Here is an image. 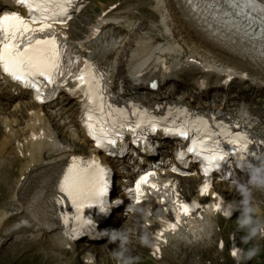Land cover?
Instances as JSON below:
<instances>
[{"label":"snow or ice","instance_id":"1","mask_svg":"<svg viewBox=\"0 0 264 264\" xmlns=\"http://www.w3.org/2000/svg\"><path fill=\"white\" fill-rule=\"evenodd\" d=\"M14 2L26 7L28 16L16 11L0 15V70L24 88L33 90L34 98L41 102L51 99L61 85L75 81V87L69 88V92L82 95L81 119L97 148L123 156L128 148L125 138L130 135L132 144L144 152H153L156 149L150 136L159 133L187 141L178 148L176 160L187 168L190 155L200 162V170L205 176L219 170L221 162L229 161L233 156L246 166L252 164L249 157L254 158L257 153L250 150L254 141L249 132L233 130L231 125L215 117L197 115L184 107H169L166 114L156 115L135 103L121 107L110 102L104 75L97 71L93 62L74 53L55 27L71 19L76 0ZM185 3L192 16L202 21L213 34L236 43L245 55L264 65V0H185ZM99 31L94 28L93 36ZM230 79L229 75L225 83ZM151 87L156 88L157 84L153 82ZM239 127L237 123L236 129ZM225 143L233 146L230 151L225 150ZM260 143L264 144V141ZM111 171L96 157L85 160L76 156L64 171L58 184L59 193L64 195H59L56 203H65L66 196L75 209L71 216L63 215L65 225H69L70 220L73 222L68 229L73 239L81 231L94 227L92 220L84 215L86 207L98 205L102 212L110 209ZM172 171L181 172V169L173 165ZM156 176L154 170L145 171L135 180L134 186L126 189L128 195L139 202L150 190L172 204L177 219L189 215L190 206L179 199L175 182L160 184L154 179ZM210 186V181L204 183L201 193ZM222 206L216 205L217 208ZM168 227L175 229L176 225L169 224Z\"/></svg>","mask_w":264,"mask_h":264},{"label":"clouds","instance_id":"2","mask_svg":"<svg viewBox=\"0 0 264 264\" xmlns=\"http://www.w3.org/2000/svg\"><path fill=\"white\" fill-rule=\"evenodd\" d=\"M241 167L247 169L248 182L242 184L239 181H234L238 191L240 192L241 199L239 201H232L224 204L222 207L217 208L215 211L221 212L225 217L230 218L234 211L239 210V216L237 218V228L243 232L241 237L242 243L247 244L256 239L257 237L264 238V220H261L258 216V210L254 205L252 197V189L264 190V157H259L256 163H252L246 166L243 161H236ZM133 211H139L143 213L145 218L152 215L149 208H136L133 207ZM103 237H107L111 242H118V247L112 250V258L116 261V264H135L136 258L130 254L129 234L127 230L120 229H105L102 231ZM67 236L68 233H65ZM139 242L145 246H153L152 242L147 238V234H143L139 238ZM259 247L254 246L247 250L238 248L232 252V256L236 260L237 264H241L242 261L252 259L258 255ZM86 264H94V258L89 254L86 258Z\"/></svg>","mask_w":264,"mask_h":264},{"label":"bare ground","instance_id":"3","mask_svg":"<svg viewBox=\"0 0 264 264\" xmlns=\"http://www.w3.org/2000/svg\"><path fill=\"white\" fill-rule=\"evenodd\" d=\"M157 4V10L161 13L163 17L164 24L166 26L167 35H161L159 40L160 41H167L172 42L177 37V32L175 30V27L173 26V19L175 18V15L179 8L184 4V0H156ZM104 20H108L105 18ZM103 21L98 22V24H101ZM131 24L124 21H117L115 23V26L112 27L114 31H116L119 34L124 33L123 39L119 42V47L116 48L112 53L108 55V57L111 58V72H115V66L119 63V59L121 54L125 53L123 50V45L131 46L133 48V53L131 54L132 59V67L137 65L138 61L136 60V56L141 53L146 48H152L154 47V44L151 41L145 42H139L138 44L134 45V41L132 39H129L130 35V29ZM87 39H82L77 42L78 46H82L86 43ZM164 44V42H163ZM127 49V48H126ZM174 69V68H173ZM139 89H143L144 87H141L140 85L136 86ZM145 89V88H144ZM5 97L10 103V105H14V108H18L20 105V97H14L11 92H7L6 94H3L2 91H0V98ZM6 109V105H3V103L0 101V114L1 112ZM64 120L58 121L60 122L59 125H62L61 128L66 130L70 133L71 136H74V130L71 131V114L68 116H62ZM42 121V117L39 116V112L36 111L34 114L30 115L29 119L25 123V126L23 128V133L28 132L31 129H35L36 127V121ZM17 120L15 118L9 120V123H16ZM63 123V124H62ZM53 125L50 127L52 128ZM62 130V131H63ZM51 133L54 134L53 130H50ZM55 135V134H54ZM10 140L3 139L0 141V153L4 150V148L9 145ZM27 148H29V154L27 157H29V162L25 163L23 165V169L21 170V173L24 172V170L27 167L33 166V168L37 167L38 165L45 163V161L42 159L45 153H56L60 150V147L56 143H50V144H40V143H33L31 141L27 142ZM59 155V153L57 154ZM207 213H204L201 215L202 221L199 220V218H191L185 222H183V225L190 229L191 231H196L204 228L203 220H205ZM8 216V213L5 211L0 212V225L2 222H4L5 218ZM38 236V233H33V237Z\"/></svg>","mask_w":264,"mask_h":264},{"label":"rangeland","instance_id":"4","mask_svg":"<svg viewBox=\"0 0 264 264\" xmlns=\"http://www.w3.org/2000/svg\"><path fill=\"white\" fill-rule=\"evenodd\" d=\"M83 19L87 20L88 17L85 15ZM198 259L204 263L225 264L224 262H217L218 259L222 260L223 256L218 255L214 248L197 250L192 254L181 255L177 258H167L162 264H196Z\"/></svg>","mask_w":264,"mask_h":264}]
</instances>
